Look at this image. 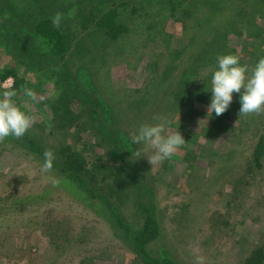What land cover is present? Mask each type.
<instances>
[{"label":"rangeland","instance_id":"obj_1","mask_svg":"<svg viewBox=\"0 0 264 264\" xmlns=\"http://www.w3.org/2000/svg\"><path fill=\"white\" fill-rule=\"evenodd\" d=\"M0 4L31 29L61 12L60 28L71 39L67 76L73 84L62 77L60 64L23 51L0 31V79L17 73L40 98L26 101L20 91L14 98L34 117L26 134L55 157L69 146L92 161L101 157L118 164L101 122L119 131L128 146L126 159L153 180L164 228L152 245L156 253L166 244L180 264H198V257L203 264H242L254 249L264 247V152L255 156L264 142V112L240 116V94L234 93L225 113L209 117L212 94L207 91L217 55L238 54L250 68L264 56V0ZM112 8L129 28L117 40L97 24ZM33 42L27 38L23 44ZM10 89L0 85V94ZM65 94L76 128L58 129L55 108L61 99L67 102L61 98ZM104 103L111 109V123L105 121ZM162 116L168 121L166 134L179 131L186 143L153 168L144 157L151 150L138 152L142 146L133 144L130 134ZM42 162L22 137L0 141V264H143L120 237L109 210L90 204L55 169L43 172ZM51 175L60 181L57 186L48 179ZM116 206L120 217L134 226L141 223L131 193Z\"/></svg>","mask_w":264,"mask_h":264},{"label":"trees","instance_id":"obj_2","mask_svg":"<svg viewBox=\"0 0 264 264\" xmlns=\"http://www.w3.org/2000/svg\"><path fill=\"white\" fill-rule=\"evenodd\" d=\"M5 7L0 4V31L7 36L6 38H11L12 43H15L16 40L23 47V51L45 58V62L60 64V69L65 71L62 77L65 81H68L67 83L73 84L68 78V76H71L67 65V55L71 51L69 35L64 33L61 28L57 29L52 24L51 17L42 19L31 29L28 27V22L18 19L14 16L12 10L8 11ZM2 17L4 18L3 22L1 21ZM117 18V9L112 8L97 23L98 27L105 30L108 38L112 40H117L120 36L129 33V28L119 22ZM27 38L34 41L30 47H25L23 44ZM199 57L193 55L191 58L198 60ZM8 73H5L1 79L13 76L14 86L10 90H17L18 92L21 88L27 86L28 82L19 77L17 73L12 71ZM184 93L190 95L187 91H184ZM175 94L179 95L180 92H175ZM61 98H66L67 102L63 104V99H61L58 107L55 108L57 111L55 118H57L59 124L58 129H65L67 126L68 129L69 127L76 128L79 125H74L76 122L74 119L75 111L73 112L71 104H68L70 100H68L66 94ZM103 108L105 121L111 123L112 113L110 107L104 103ZM60 116L61 122L58 120ZM92 116L98 119L95 111L92 112ZM102 122L100 125L101 134L105 135L112 144V155L116 158L114 161L119 162L118 164L107 162L101 157L100 160L102 159V161H92L75 150L74 147L66 146L55 157L54 169L63 176L64 182L76 185L90 204L103 206L105 210H109L111 217L115 220V228L120 237L128 243L143 264H180L172 258L166 244L162 246L159 253H156L152 247V245L158 243L164 233L159 217V206L155 187L152 183L153 180L151 182L150 178L148 179L140 166L134 165L130 159H126L124 151L126 154L129 150L128 146L123 145L121 141L122 134L112 128L110 129L106 123ZM22 138L31 152L43 157L46 149L35 138L29 133ZM263 152L264 142L260 141L255 156L260 157ZM254 160L258 161L259 159ZM128 193L132 194L134 203L142 214V221L139 225H132L120 217L118 211H116L118 209L117 202H120L121 196ZM242 264H264V247L254 249Z\"/></svg>","mask_w":264,"mask_h":264},{"label":"clouds","instance_id":"obj_3","mask_svg":"<svg viewBox=\"0 0 264 264\" xmlns=\"http://www.w3.org/2000/svg\"><path fill=\"white\" fill-rule=\"evenodd\" d=\"M64 15L56 12L51 17L52 24L59 29L63 23ZM211 100L208 107V116H220L225 113L233 102L234 93H239L240 116L264 112V56L260 57L253 67L240 62V57L235 53L217 55L216 67L211 75ZM26 101L33 103L39 101L37 93L24 87L20 90ZM17 90H9L0 94V141L8 137L21 138L31 128L34 117L17 104ZM155 124H143L136 132L130 134L133 144L142 146L138 152H148L147 157L153 168L163 161L173 157L186 141L179 131L166 134L167 119L159 117ZM55 155L53 151L43 153L41 169L51 173L54 169ZM50 182L57 186L60 181L51 175ZM198 264H203V257H198Z\"/></svg>","mask_w":264,"mask_h":264},{"label":"built area","instance_id":"obj_4","mask_svg":"<svg viewBox=\"0 0 264 264\" xmlns=\"http://www.w3.org/2000/svg\"><path fill=\"white\" fill-rule=\"evenodd\" d=\"M0 85L4 89H10L14 86V78L13 77H7L5 79H0Z\"/></svg>","mask_w":264,"mask_h":264}]
</instances>
